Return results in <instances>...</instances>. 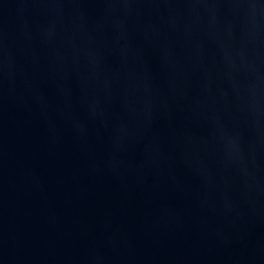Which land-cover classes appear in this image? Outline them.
<instances>
[{
    "label": "water",
    "instance_id": "1",
    "mask_svg": "<svg viewBox=\"0 0 264 264\" xmlns=\"http://www.w3.org/2000/svg\"><path fill=\"white\" fill-rule=\"evenodd\" d=\"M0 264H264V0H0Z\"/></svg>",
    "mask_w": 264,
    "mask_h": 264
}]
</instances>
